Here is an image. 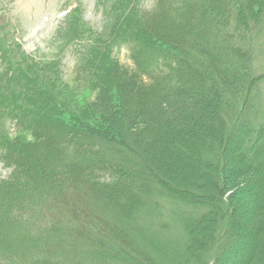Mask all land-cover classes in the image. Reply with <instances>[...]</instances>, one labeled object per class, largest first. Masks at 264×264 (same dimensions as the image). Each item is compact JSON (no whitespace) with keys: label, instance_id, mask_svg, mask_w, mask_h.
<instances>
[{"label":"trees","instance_id":"obj_1","mask_svg":"<svg viewBox=\"0 0 264 264\" xmlns=\"http://www.w3.org/2000/svg\"><path fill=\"white\" fill-rule=\"evenodd\" d=\"M96 8L56 32L83 102L0 37V264H264V0Z\"/></svg>","mask_w":264,"mask_h":264},{"label":"rangeland","instance_id":"obj_2","mask_svg":"<svg viewBox=\"0 0 264 264\" xmlns=\"http://www.w3.org/2000/svg\"><path fill=\"white\" fill-rule=\"evenodd\" d=\"M98 0H0V37L11 41L14 38L19 42L18 50L32 55L38 59L58 58L59 51L63 54L62 78L64 82L75 92V95L85 101L88 91L73 81V73L78 65L79 46L71 44L60 48L56 40L57 30L64 25L66 13L72 8L81 5L85 12V20L94 27H100L104 22L105 14L96 8ZM154 0H144V5L150 7ZM254 52V51H253ZM124 65H131L128 51L122 49L117 52ZM255 55V53H254ZM1 60V59H0ZM264 57L259 55L254 58V65L264 67ZM23 87H29L28 77L23 76ZM50 96V94H49ZM63 99V98H61ZM73 106V104H72ZM258 109H264V97L258 103ZM255 119V118H254ZM257 119V118H256ZM12 123L8 121L6 127ZM8 170L0 164V177H6ZM168 219V216H167ZM169 220V219H168Z\"/></svg>","mask_w":264,"mask_h":264}]
</instances>
